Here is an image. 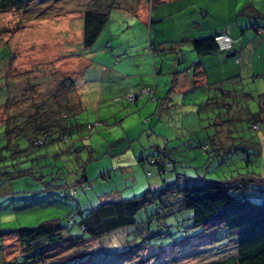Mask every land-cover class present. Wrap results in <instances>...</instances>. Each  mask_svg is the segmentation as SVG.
<instances>
[{"label":"rangeland","instance_id":"1","mask_svg":"<svg viewBox=\"0 0 264 264\" xmlns=\"http://www.w3.org/2000/svg\"><path fill=\"white\" fill-rule=\"evenodd\" d=\"M251 1L261 11L264 0H159L153 10L148 0L152 24L116 9L89 49L82 47L81 39L82 16L90 0H30L22 9L0 11V264L20 255L13 235L1 233L55 220L63 232L87 239L78 222L105 201L101 197L130 198L159 188L162 178L172 182V175L160 178L153 169L152 177L147 176L140 165L141 158L156 153L155 145L172 150L176 171L193 182L239 174L264 178V121L255 128L252 115L239 111L242 106L258 110L257 94L264 79L253 84L249 66V73L243 71L244 86L233 91V103L224 99L217 103L215 98L205 102L196 97L197 90L182 95L171 84L164 91L163 87L175 69L184 70L200 57L206 61L211 56L196 54L187 45L178 58L151 51L152 44L169 46L180 35L205 38L206 29L234 26ZM206 63L216 68L212 59ZM155 78L161 97L167 94L171 99L162 117L156 113L157 102L139 94L138 86L154 87ZM214 80L210 75L209 83ZM241 92L254 98L245 101ZM77 101L79 109L74 107ZM226 104L232 105L228 112ZM38 109L54 111L50 114L57 119L71 116L68 140L55 136L29 155L4 148V123L25 121ZM227 116L240 121L213 124ZM213 132L214 141L223 142L226 150L211 160L212 154L203 152L201 145L211 143L212 138L202 136ZM19 145L27 148V139ZM26 167L31 168L30 175L9 181L11 172ZM83 175L86 180L80 183ZM256 187L251 186L246 198L258 204L261 192ZM155 210V203L147 205L136 215L137 225L102 237V244L95 240L74 244L66 237L45 250V263L63 264L71 256L70 264H206L235 255L233 242L223 234L203 237L201 228L193 226L191 212L166 216L159 224L152 221ZM68 218L76 223L69 226ZM147 226L151 236L139 244Z\"/></svg>","mask_w":264,"mask_h":264},{"label":"trees","instance_id":"2","mask_svg":"<svg viewBox=\"0 0 264 264\" xmlns=\"http://www.w3.org/2000/svg\"><path fill=\"white\" fill-rule=\"evenodd\" d=\"M28 1L30 0H0V11L22 9ZM142 1L90 0V5H88V9L82 16V47L84 49L92 47L109 21L111 11L117 9L136 15L139 4ZM149 1L150 8H153L155 2L159 0ZM217 33L215 32L214 35L205 38H188L187 40L192 50L199 55L219 53L214 40ZM237 42L238 40L235 43ZM233 47L230 51L233 50ZM106 49H112L110 43L106 44ZM172 49L173 46L168 48L169 51H172ZM152 51L154 52L155 50ZM236 62H239V60L236 59ZM206 75L204 73L203 77ZM259 77L256 76V78ZM69 86L70 84L67 85V87ZM71 86L73 87V85ZM146 88L150 89L151 92H143ZM139 94L140 97L144 96L151 102H157L156 113L159 115L166 107V104L170 103L167 94L163 98H156L154 87L151 86L140 88ZM257 96L259 97V105L256 112H252L247 106L246 108L244 107L247 114L252 115V121L254 122L252 123L255 128H258L259 121H264V93ZM226 105H229L225 109L228 112L232 105ZM74 107L79 109V101H77V105L75 104ZM61 108L58 111L59 113L61 112ZM40 110L38 109L34 113L29 114L25 121L24 119L20 120L17 118L14 120L10 119V121L4 123V130L1 131L3 134L2 138L5 140L4 148L17 149L18 153L23 152V154L27 153L26 155H29L34 149L49 145L55 139V136H58L59 139L64 141L68 140V132L72 128L70 124L71 116L61 115V119H57L51 115L54 111L50 110L49 113L48 111L40 113ZM235 121L240 120L236 118L233 121L227 116L226 119L220 121V124L217 121H213V124L215 126H226L230 122ZM24 138L27 139L28 146L27 148L20 149L19 142ZM207 138H212L209 140L211 143H202L201 148L203 152L206 154L210 152L212 154L210 157L211 160L215 159L216 156L221 158L219 150H226L224 149L223 142L219 141L216 143L212 136H207ZM155 152L143 157L140 161L141 166H143V169H145L149 177H152L149 169H153L154 173H157L160 178L164 177L166 179L168 175H172L174 177L172 182L167 183L162 178V185L156 190L149 188L141 194L130 198L107 199L100 203L78 222L82 231L88 234L87 239L84 237H73L63 232L62 227L55 220L46 221L31 228H19L15 231L1 233L2 236L13 235V238L20 246V255L9 262L6 261V263L46 264L44 259L45 250L52 245L61 243L66 237L70 238L74 244H79L86 240H95L97 243L102 244V237L118 230L133 228L137 225L136 215L139 211L145 210L147 205L155 203L156 210L154 216L156 215V217L152 218L153 222L161 224L162 218L166 216L191 212L190 218L193 226L201 228L203 237L219 233L233 242L236 248L235 255L206 264H264V178L254 174H239L231 179L220 181L202 178L198 182H187L185 179L188 178L186 174L176 171L177 166L173 160L172 150L157 149ZM27 161H29L28 158L24 163ZM30 169L26 167L23 169L20 168L14 174L11 172L9 181L30 175ZM85 178V175H83L80 183L86 180ZM255 185L259 187V189L256 188L261 192V202L258 204L246 198L251 186ZM83 189H88V187L83 186ZM69 219L73 220L72 224L68 223ZM75 223L73 218L67 219L69 226ZM146 230V236L139 244L150 238L149 226H147ZM70 257L63 264L74 262ZM19 258L22 259L21 262H19Z\"/></svg>","mask_w":264,"mask_h":264},{"label":"crops","instance_id":"3","mask_svg":"<svg viewBox=\"0 0 264 264\" xmlns=\"http://www.w3.org/2000/svg\"><path fill=\"white\" fill-rule=\"evenodd\" d=\"M146 3L147 0H143L139 4V8L136 16H139V18L142 20L148 19V23L152 24L154 21V16L151 14L148 15L147 12L148 10L146 9ZM253 3L254 2L251 1L248 2V4L244 5V9H241L242 11L240 15L241 19L236 20L234 26L230 25L228 27H225L227 28L226 30H228L230 36L233 39L238 40V42L235 43L233 50L230 52L207 54L211 56V58L206 59V61L210 59L215 61L214 65L216 66V68L214 66H210L208 68L206 61L200 57V60L191 67H187L184 70L175 69L171 74L172 76L171 79L165 83L163 87V91L164 89H166L167 87L166 85L171 84L170 86L171 89L177 90L178 94L183 95L188 92H193L197 90L199 94L196 97L202 98V100H205V102L208 99L215 98L217 103L221 99L231 100L233 103V100L231 99L232 96H234L233 91L237 89H241V86H244L241 83L242 82L241 79L242 77H244L243 71H245V69L246 72L249 73L247 69H249V66H252V68H250V73L253 80L252 81L253 84L255 83L257 84L258 82H260V78L264 79V6L263 8H261L260 11L256 7L251 5ZM153 9L154 8H150V10ZM205 31H207L208 36H212L214 35L215 32H219V29L216 30V27H213L210 29H206ZM188 38H195V37L180 35L178 37H174V39H172V42L169 46L161 45L156 47L154 44H152L151 51L155 50V51L163 52L164 54L162 55L175 54L178 58L183 52L182 50L183 45H187L188 47L191 48V45L187 40ZM171 46H173V49L172 51H169L168 48H170ZM154 58L156 59L155 54H154ZM236 59H238L239 62H236ZM154 64L156 65V61H154ZM258 64H259V69H256V65ZM161 68L162 67H160L159 70L157 71V75L161 72ZM260 71L262 74H260ZM204 73L207 74L205 77H203ZM210 75L215 76L214 83H209ZM256 76H260V77L256 78ZM155 82L157 83V85H154L155 97L160 98L162 94L160 88H157L159 83L158 78H155ZM147 86L150 85L147 84ZM138 87H144V85L141 84ZM261 93H264V86L263 87L261 86L260 91L258 92L257 95ZM240 95L241 98L245 101L252 100V96H253V94L248 92H241ZM169 102L171 103L170 97H169ZM243 110L244 107L242 106L239 111H243ZM232 113L233 116L236 117L235 116L236 112H232ZM245 114H247V112ZM159 116L162 117L161 115ZM233 116L229 118H231L234 121L236 118H233ZM219 129L220 128H217L216 130L220 132ZM206 136L215 137V132ZM206 136L205 135L202 136L203 139H206L207 138ZM204 143L205 142H203V144ZM153 147L156 150L162 149V147H160L159 145L158 146L155 145ZM163 149H168V148L165 147ZM185 179L187 182H193L192 178H190V180L187 178ZM154 188L155 190L158 189V187L156 186H154ZM152 190L154 189L152 188ZM115 197H119L120 199L122 197V194H119V196H113L111 200H114ZM101 199L102 201L103 199L107 200L102 197Z\"/></svg>","mask_w":264,"mask_h":264},{"label":"built area","instance_id":"4","mask_svg":"<svg viewBox=\"0 0 264 264\" xmlns=\"http://www.w3.org/2000/svg\"><path fill=\"white\" fill-rule=\"evenodd\" d=\"M215 43L217 45V51H230L234 45V43L236 42V40H234L228 33V30H222L220 32H218L215 35ZM143 92H151L150 89L146 88L143 90ZM130 99H132V97H130ZM69 224L73 223L72 219L68 220Z\"/></svg>","mask_w":264,"mask_h":264}]
</instances>
